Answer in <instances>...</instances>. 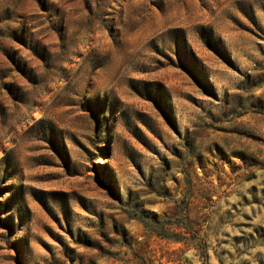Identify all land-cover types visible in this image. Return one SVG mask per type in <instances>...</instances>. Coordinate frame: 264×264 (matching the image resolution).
<instances>
[{
	"label": "rangeland",
	"instance_id": "374dc122",
	"mask_svg": "<svg viewBox=\"0 0 264 264\" xmlns=\"http://www.w3.org/2000/svg\"><path fill=\"white\" fill-rule=\"evenodd\" d=\"M0 264H264V0H0Z\"/></svg>",
	"mask_w": 264,
	"mask_h": 264
}]
</instances>
